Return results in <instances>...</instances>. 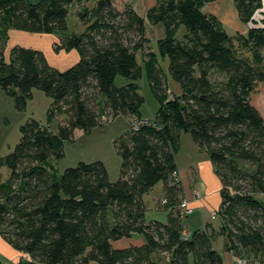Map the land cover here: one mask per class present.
<instances>
[{"label":"trees","instance_id":"1","mask_svg":"<svg viewBox=\"0 0 264 264\" xmlns=\"http://www.w3.org/2000/svg\"><path fill=\"white\" fill-rule=\"evenodd\" d=\"M85 1L0 0V87L19 111L34 90L42 91L52 100L49 121L61 118L57 132L29 121L14 150L0 157V238L22 255L14 264H190L191 257L194 264H225L213 246V226L190 231L187 240L181 236L184 188L176 155L182 132L207 153L219 178L221 230L235 263L264 264V202L258 198L264 195V118L252 103L264 83V25L248 37H231L203 11L218 0H158L145 17L116 0L93 7ZM234 2L248 23L263 0ZM74 6L82 34H68ZM147 22L164 28L156 51ZM13 30L56 35L55 51L74 50L78 61L60 70L41 50L16 45L6 53ZM159 59L180 94L170 93ZM144 74L160 103L152 122L140 112L145 98L136 82ZM118 77L126 80L121 87ZM120 116L132 126L115 141L118 181H110L101 161L57 172L55 162L76 131L90 134L101 118ZM159 183L157 205L167 221L148 223L144 197ZM135 235L142 244L130 243Z\"/></svg>","mask_w":264,"mask_h":264},{"label":"rangeland","instance_id":"2","mask_svg":"<svg viewBox=\"0 0 264 264\" xmlns=\"http://www.w3.org/2000/svg\"><path fill=\"white\" fill-rule=\"evenodd\" d=\"M31 1L36 2L37 0ZM96 1L97 0H87L85 1V5L93 7L96 4ZM116 1L121 6L127 4L133 7L135 11L143 17H145L146 13L154 8L158 2V0ZM77 9L78 6H74L67 19L68 34H82L85 31V27L77 16ZM203 11L215 17L223 29L234 38H239L241 35L248 37L251 30L264 25V0L262 2V7L255 13L252 20L248 23H243L239 19L234 0H219L213 4L205 5ZM147 26V36L151 38L149 43L150 49L156 51L157 41L162 35H164L163 31L160 27L150 25L148 22ZM184 34L185 29L181 28L178 38L182 40ZM56 38V35L12 31L8 42V48L6 47V53H8L10 48L16 45L41 50L44 52L49 63L53 67L60 70H66L78 61V54L74 50L69 52H56L53 46ZM241 45L239 46V43H235V46L240 49L242 48ZM138 58L141 63V56L139 55ZM159 60L161 61L168 77L170 93L180 94V85L170 78L166 61H162V59ZM125 82V79L118 77L115 84L118 87H121ZM136 84L139 86V90L145 98L144 105L140 110L142 119L152 122L155 120L160 108V103L151 89L146 74H144L143 78L136 82ZM51 103L52 100L46 96L45 93L40 90H34L33 97L29 100L26 109L19 111L15 107L14 99L7 95L0 87V157H5L14 150L21 139V128L31 120H36L41 125L49 127L51 131L57 132L61 118L55 117L49 121L48 111L51 107ZM252 103L264 118V83L258 84L252 94ZM131 126V120L123 116L112 120V122L109 121L108 118L103 117L101 118L99 127L94 129L90 134L76 131L73 140L65 144L64 157L55 162L57 172L62 174L67 168L76 167L80 162L91 163L94 161H101L105 164L108 170L110 181H118L120 179L122 160L115 147V141L125 132L129 131ZM184 136H186L185 138L189 141H185ZM181 141L182 147L176 155V159H179L180 163L183 164L187 162L188 155L192 154L187 147L189 144L191 146L193 140L188 133L182 132ZM199 175L203 181V193L200 191V188H198L199 186L193 185L192 181L190 182V186L197 193H200L202 198H200L198 203H195L197 205L196 208L194 207L195 212L188 218V229L189 231L200 229L206 230L207 226L211 225L213 226L211 231L212 239L214 238L217 242L220 240L219 237H222L219 243L224 244L225 237L221 230L222 221L218 214L222 205L219 178L210 163L207 167L203 166L201 168ZM187 185L189 186V183L186 184V186ZM161 187H163V183H159L151 193L144 197L147 206L146 221L148 223L153 220L162 221L163 223L167 221V212L156 210L158 207L157 200L161 201L163 198V192L160 191ZM258 198L264 202V195H258ZM118 245L122 246L123 243H119ZM16 252L17 251L0 238V258L4 264H14L15 262L13 259H19L22 256ZM161 262H164V260H161ZM189 263L194 264L193 257L190 258ZM88 264L98 263L90 261Z\"/></svg>","mask_w":264,"mask_h":264},{"label":"crops","instance_id":"3","mask_svg":"<svg viewBox=\"0 0 264 264\" xmlns=\"http://www.w3.org/2000/svg\"><path fill=\"white\" fill-rule=\"evenodd\" d=\"M211 4H213V3H211ZM156 27H160V29L163 31V34H164V28L161 25H158ZM11 33H12V31H11ZM163 36L164 35H162V37ZM149 40L151 41V38H149ZM185 137L186 136H184V140L185 141H189ZM182 138H183V136H182ZM181 147H182V141H181ZM187 148H189V150L192 152V154L188 155L187 162L181 164L179 159L178 160L176 159L177 168H178V178H179V180L181 181V183L184 186V199H187L190 202L191 207H193V208L195 207L196 208L197 205L195 203H198V201L194 200V198H193V194L196 191L191 188L190 182L192 181L193 185L199 186L198 188H200V191L203 193V191H202L203 181H202L199 173H200L201 168L203 166L207 167V165H209V163L211 164V162L209 160V157H208L207 153L205 151H202L194 142H192L191 146L189 144ZM188 183H189V186L188 185L186 186V184H188ZM160 191L163 192V187L160 188ZM155 200H156V198H155ZM156 210H161V209H159L157 207ZM167 215H168V213H167ZM200 230H202V229H200ZM224 237H225L224 244H220L219 243L222 237H219L220 240L217 241V242L213 238L212 239L213 240V246L220 253V255L222 256L225 264H236L235 263V261H236L235 256L228 249L229 246H228L227 238H226L225 235H224ZM143 241H144V239L142 238V236L135 235L130 240V243H132V244H142ZM13 260H14V262H17L18 259L14 258Z\"/></svg>","mask_w":264,"mask_h":264},{"label":"built area","instance_id":"4","mask_svg":"<svg viewBox=\"0 0 264 264\" xmlns=\"http://www.w3.org/2000/svg\"><path fill=\"white\" fill-rule=\"evenodd\" d=\"M134 127H137V123H134ZM193 198L196 201H200V198H202L200 193L195 192L193 194ZM167 202L164 201L163 204H166ZM180 210V218H181V224H182V229H181V236L183 239L187 240L190 237V231L187 226V219L189 216H191L195 209L191 207L190 202L187 199H183V202L179 206ZM238 264H245L244 261H238Z\"/></svg>","mask_w":264,"mask_h":264}]
</instances>
